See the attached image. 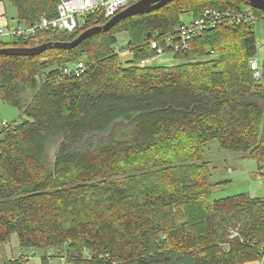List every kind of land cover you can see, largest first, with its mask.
<instances>
[{"label": "trees", "instance_id": "1", "mask_svg": "<svg viewBox=\"0 0 264 264\" xmlns=\"http://www.w3.org/2000/svg\"><path fill=\"white\" fill-rule=\"evenodd\" d=\"M8 1L19 23L31 25L56 16L59 0ZM239 3L246 4L177 0L72 49L0 54V98L21 114L0 133V245L15 234L21 249L48 251L71 264L263 258L264 198L213 199L205 164H195L214 140L221 150L264 163V58L260 80L249 67L255 35L245 25H220L176 52L163 40L185 13L196 19L206 8ZM107 21L92 14L73 32L0 40V49L71 42ZM122 32L131 56L125 63L114 48ZM155 37L178 64L137 66L154 57ZM216 55L213 65L196 60ZM83 57L86 72L64 74ZM25 91L32 96L22 104ZM41 260L47 264L46 256ZM26 263L20 253L0 264Z\"/></svg>", "mask_w": 264, "mask_h": 264}, {"label": "rangeland", "instance_id": "2", "mask_svg": "<svg viewBox=\"0 0 264 264\" xmlns=\"http://www.w3.org/2000/svg\"><path fill=\"white\" fill-rule=\"evenodd\" d=\"M218 1L225 2L229 0ZM241 4L242 3H239V5ZM3 5L5 8L6 18L9 21V26L16 24L23 25L22 22L19 23L16 10L13 5L8 0H4ZM81 18L82 17L77 16L78 21H80ZM191 19L192 17L189 13H185L181 16L182 22H188ZM154 33H156V30ZM254 35L257 42L256 47L258 46L259 51H256V53L261 55L262 61V58H264V23H255ZM0 40L7 41L9 39L1 38ZM116 40L117 42L114 48L119 52L121 60L125 63L131 58L128 52L122 53L123 49L126 48L128 44V34L125 32L116 34ZM217 59L218 56L216 55L205 56L196 60L210 62L213 65ZM79 61L85 62L86 59L83 57ZM77 62L78 61H71L68 63L67 67H73ZM176 64H178V61L174 59L171 52L162 54L153 62L154 66H173ZM31 94V91H25L21 97L22 104H26L28 102ZM20 116V111L17 108L3 102L0 98V133L3 129L2 122L10 125ZM203 148L204 149L200 155L201 158L197 159L195 164H205L206 171L208 173V183L211 186V196L213 199L224 198L239 193H245L250 197L264 198V163H258L255 159L245 158L244 153L242 152H229L221 150L218 142L215 140L207 143ZM55 150V146L51 147L49 152L50 157L53 156ZM20 253H22V256L26 257V264H43L41 259L44 256L47 257V264H71L69 261L64 262L61 258L51 255L48 251L21 249L15 234L11 235L9 242L0 245V263L4 260L15 258Z\"/></svg>", "mask_w": 264, "mask_h": 264}, {"label": "built area", "instance_id": "3", "mask_svg": "<svg viewBox=\"0 0 264 264\" xmlns=\"http://www.w3.org/2000/svg\"><path fill=\"white\" fill-rule=\"evenodd\" d=\"M134 2L136 0H59L56 6V16L52 18L43 16L31 25H15L12 28L1 27L0 39L2 37L15 40L30 38L37 33H43L48 30L73 32L76 29L82 28L86 17L89 15H102L109 20ZM77 16L82 17L80 21L77 20ZM257 22L264 23V12L260 11L258 15L255 8L247 2L239 8L233 9L206 8L199 18L177 24L171 33L166 34L163 40L165 46L172 52L185 51L188 50L189 42L192 39L198 38L209 29L220 25L241 24L249 27L250 33L254 35V25ZM150 46L155 52L154 57L140 60L137 64L138 67L153 65L154 60L165 53L157 37L150 41ZM256 51H258V46L256 47ZM123 52H128L127 47L123 49ZM249 67L253 72L254 78L260 80L262 70L261 55L259 53H256L249 60ZM87 69L88 66L85 62L78 61L73 67H67L63 72L70 77L78 76L86 72ZM2 126L6 127L8 124L2 122ZM261 252L264 257V244L261 246Z\"/></svg>", "mask_w": 264, "mask_h": 264}, {"label": "water", "instance_id": "4", "mask_svg": "<svg viewBox=\"0 0 264 264\" xmlns=\"http://www.w3.org/2000/svg\"><path fill=\"white\" fill-rule=\"evenodd\" d=\"M177 0H138L129 5L124 10L117 13L110 18L105 24L94 26L84 30L77 38L71 42H47L34 47H12L0 49V54L14 55V56H35L39 55L47 49H72L81 43L83 40L88 39L94 35L109 31L121 20L135 16L150 13L159 10L167 4ZM247 2L253 8L264 12L263 0H241ZM226 182V181H224Z\"/></svg>", "mask_w": 264, "mask_h": 264}, {"label": "crops", "instance_id": "5", "mask_svg": "<svg viewBox=\"0 0 264 264\" xmlns=\"http://www.w3.org/2000/svg\"><path fill=\"white\" fill-rule=\"evenodd\" d=\"M16 25H18V24H16ZM1 27L2 28L15 27V25L9 26V21L6 18V13H5V8H4L3 2H0V28ZM2 38H6V37H2ZM6 39H8V38H6ZM31 96L29 97L28 101L31 99ZM263 261H264V257L261 260L250 261V262H247L245 264H263Z\"/></svg>", "mask_w": 264, "mask_h": 264}]
</instances>
